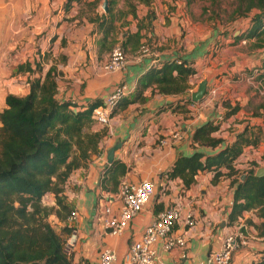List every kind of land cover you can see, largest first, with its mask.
<instances>
[{"label": "crops", "instance_id": "0c3cea01", "mask_svg": "<svg viewBox=\"0 0 264 264\" xmlns=\"http://www.w3.org/2000/svg\"><path fill=\"white\" fill-rule=\"evenodd\" d=\"M65 1L0 0V57L7 56L16 48L11 50L8 45L14 40L15 34L21 33L22 36L24 33L29 34V40H32L36 38L39 26H42L43 16L46 15L49 19V34H51L49 69L41 74L44 76L48 70L52 72L58 84V99H72L79 105H85L95 99L103 101L107 94L121 83L135 87V90L125 97L134 98L137 82L151 67L153 60L159 61L162 65L167 59L184 58L197 69V73L188 78L189 88L185 92L165 94L159 92L156 86L149 87L144 91L142 99L130 103L115 113L112 112L109 124L103 125L95 121L90 132L103 134L99 142L100 152L92 153L71 172L63 191L67 203L79 213V217L74 221L60 222L61 226L68 225L72 228V232L65 235L64 249L72 264H99L100 252L105 247L116 252L115 264H130L127 257L131 242L141 237L145 227L152 223L162 210L173 205H179L183 213L192 212L196 224L185 234L187 244L184 248L175 247L165 251L158 243L159 256L156 264H214L212 256L222 248L225 237L234 230L248 226L258 235L261 242H249L247 246L236 251L230 264H253L264 251V242H262L264 237L259 235L257 228L250 224V221L259 224L261 220L254 211H247L239 220L233 224L229 223L228 215L234 192L231 178L222 175L217 183H213L215 172H200L196 183L189 189L184 188L180 178H169V172L179 155H192L197 151L213 154L220 149L193 142L192 135L196 127L213 121L220 125L214 136L227 138L228 135H232L234 139L238 131L230 133L225 129L230 127L236 130L234 126L238 125L233 124L232 127V122L241 110L232 117L224 119L223 115L227 108L222 106V102L224 105L230 103L233 106L238 102L241 108L243 105L239 99L237 102L224 99L227 96L226 92L230 90L226 84L232 86L230 81L217 80L221 83L220 86L217 85L220 99L211 108L209 103L212 104L213 98L209 96L213 97L217 94L216 89H211L216 91L215 94L209 90L213 84L212 72L215 67L213 61L210 62L211 66L202 69L197 63L199 59L179 56L178 50L173 53L155 51L152 55L137 56L138 50H133L139 48L138 45L143 42L142 36L145 34L143 29L140 32L139 42L130 39L131 42L125 45L127 49L133 51L130 52L126 68L108 72L104 69V65L108 62L110 53H106L102 48L103 45L100 43L102 33L98 32L96 23L83 20L81 25H77L78 18L81 17L77 15L78 5L75 4L66 13L62 9ZM69 18L74 20L69 21ZM72 23H76L75 27L78 26L75 32H71ZM14 25H17L16 30ZM137 31L138 29L130 33L134 35ZM123 35L127 42L130 34ZM33 60L31 56L25 61ZM24 62L18 64L13 76L10 70L14 67L11 66L9 71L4 70L0 61V112L7 107L8 95L23 97L30 91L31 74L18 70L19 65ZM201 73L209 76H205L195 84ZM203 80L207 82L206 94L202 100L193 101L192 95ZM235 89L236 87L233 91ZM241 95L246 97L245 92ZM249 100L248 98L246 102ZM241 130L243 129H239ZM176 131H180L181 138L172 139V134ZM162 139H167V143L162 144ZM118 142H122L123 145L117 150L115 160L120 159L128 166V171L121 177V181L138 183L142 180H151L156 184L157 190L156 195L131 221L129 227L122 234L114 236L105 232L99 208L108 197L118 192L119 186L117 191H105L101 186L103 171L109 165L107 152ZM226 142L232 140L226 139ZM236 166L241 167L239 159ZM223 172L226 173L227 170L223 169ZM227 185L229 191L225 192ZM54 196L51 193L52 200L55 199ZM118 206L120 205L116 201L115 209ZM180 232L182 229L177 227V233Z\"/></svg>", "mask_w": 264, "mask_h": 264}, {"label": "trees", "instance_id": "16d2710c", "mask_svg": "<svg viewBox=\"0 0 264 264\" xmlns=\"http://www.w3.org/2000/svg\"><path fill=\"white\" fill-rule=\"evenodd\" d=\"M84 1L87 0H66L63 8L69 11L76 3ZM237 1L238 13L256 11L250 17V26L237 35L238 39L253 41L255 49H264V0ZM107 12L92 19L102 33L103 46L112 40L117 29L113 8L109 7ZM141 30L130 34L124 45L131 40L139 42ZM18 70L38 75L29 79L30 91L26 96L8 95L7 107L0 112V264H72L64 250L65 235L70 234L72 228L65 225L58 232L48 218L55 212L60 219L68 221L73 209L62 195L64 185L83 160L100 152L103 134L90 130L95 123L94 110L103 101L95 99L79 105L72 99H58L57 81L50 70L44 76L41 74L39 61L35 62V67L25 61ZM196 73V67L184 58L167 59L161 66H152L139 78L134 98L124 97L113 113L142 99L149 87L156 86L165 94L183 93L189 88L188 78ZM257 80L264 83V58ZM225 107V119L241 109L239 103L234 106L225 103ZM260 109L259 106L254 116L262 118L263 126L247 123L229 143L213 135L220 129L213 121L196 127L193 142L220 149L213 154L197 151L192 155H179L169 178H180L184 188L189 189L200 172H215L213 183L227 175L234 187L229 223L233 224L247 211H255L261 221L259 224L250 221V224L264 237V175L257 176V170L252 167L241 179L244 173L236 166L246 147H257L260 143L261 138L256 133V129L264 128V114ZM127 171V164L120 159L107 165L101 178L102 189L117 191ZM47 193L55 195V206L48 208L42 204ZM253 264H264V251Z\"/></svg>", "mask_w": 264, "mask_h": 264}, {"label": "rangeland", "instance_id": "374dc122", "mask_svg": "<svg viewBox=\"0 0 264 264\" xmlns=\"http://www.w3.org/2000/svg\"><path fill=\"white\" fill-rule=\"evenodd\" d=\"M105 1L108 2V9L113 8L114 22L117 27L112 40L102 47L106 53H110L109 58L116 44L122 43L125 47V35L123 34H131V31L143 29L145 34L142 36L143 42L138 45L139 48L143 45L150 50V53L155 51L173 53L178 50L179 56L199 59L197 63L202 69L211 66L210 62L213 61L215 66L212 72L213 84L209 90L216 89L217 94L213 97L209 96L213 98L212 104L209 103L211 108L220 99V90L217 85L220 86L221 83L217 80L230 81L232 86L226 84L230 90L226 92L227 96L224 99H231L233 102L239 99L243 108L232 122V127L233 124L238 125L234 126L236 130L227 127L225 131L231 133L244 129L247 122L254 126H263L262 118L255 117L254 112L260 106L261 113L264 114V83L257 80L258 69L262 66L264 58V49H255L253 41L238 39V36L250 26V17L256 11L247 12L245 15L238 13L236 11L239 6L237 0H87L80 4L76 3L78 5L77 15L81 16L78 18L77 25H81L83 20L91 22L98 16L106 15L108 10L106 11L104 7ZM62 9L66 13L71 10L67 11L63 6ZM68 20L74 19L69 18ZM75 24L72 23L71 32H75V28L78 27H75ZM41 25L36 38L32 40H29V34L26 35L24 32L23 36L21 33L15 34L14 40L8 45L11 50L16 48L7 56L0 57L4 70L9 71L14 67L10 72L15 76L18 64L28 60L31 56L34 59L31 62L34 67L35 62L39 61L42 72L49 69V36L51 34H49V19L46 15L43 16ZM14 26L16 30L17 25ZM23 47L25 49L22 50ZM125 50L129 62L130 52L133 51L126 47ZM34 75L36 74L31 76L34 77ZM205 76L209 75L201 73L195 84H198ZM244 92L246 97L241 95ZM248 98L250 100L246 102ZM222 106H225L223 102ZM256 133L261 138L260 143L257 147H246V151L239 158L240 172L244 173L252 167L258 171L264 169V128L256 129ZM225 139L233 141V136L228 135ZM243 175L246 173L242 174L241 179ZM228 191L227 185L225 192ZM62 195L65 197L64 194ZM54 203H56V198L52 200L51 193L45 195L42 200V204L48 208L55 206ZM57 207L56 205L55 209H58ZM48 220L58 232L62 231L63 226L60 222L63 220L55 212L51 213ZM240 231L248 237V242H261L249 226L241 227Z\"/></svg>", "mask_w": 264, "mask_h": 264}, {"label": "built area", "instance_id": "2783aa9c", "mask_svg": "<svg viewBox=\"0 0 264 264\" xmlns=\"http://www.w3.org/2000/svg\"><path fill=\"white\" fill-rule=\"evenodd\" d=\"M150 50L143 45L137 51V56L152 55ZM180 63L181 61L178 60ZM128 57L122 43L116 44L104 69L108 72H116L126 68ZM152 66H161L160 62L153 60ZM135 87H130L125 83L117 85L104 98L101 106L94 110V119L98 123L107 125L110 117L118 103L131 94ZM215 90L211 93L215 94ZM172 139L181 138L180 131L172 134ZM162 144L167 143V139L161 140ZM157 186L151 180H142L138 183L123 180L118 192L108 197L100 205L99 212L101 221L106 233L110 235L122 234L130 225L131 221L138 216L156 195ZM116 201L119 203L116 209ZM118 211V212H117ZM79 217L77 210L73 209L68 216V221H74ZM196 218L192 212L183 213L179 205H173L162 210L152 223L147 225L139 239H135L129 246L127 260L130 264H156L159 252L157 244L165 251H170L175 247L184 248L187 244L185 234L195 226ZM177 227L182 232L177 233ZM248 237L240 229L230 232L224 239L222 248L212 256L214 264H230L236 251L248 244ZM117 254L111 248L105 247L99 255V264H115Z\"/></svg>", "mask_w": 264, "mask_h": 264}, {"label": "water", "instance_id": "95a60500", "mask_svg": "<svg viewBox=\"0 0 264 264\" xmlns=\"http://www.w3.org/2000/svg\"><path fill=\"white\" fill-rule=\"evenodd\" d=\"M104 7L106 9V11L108 10V2L105 1L104 2ZM207 91V82L203 81L200 85L199 88L196 92L193 93L192 95V99L193 101H200L204 98L205 94ZM123 143L122 142H118L116 143L113 147H111L109 149V151L107 152V162L108 164H112L115 161V154L117 152L118 149H120L122 147ZM257 176H263L264 175V169H260L259 171L257 170ZM246 175H243V178H245Z\"/></svg>", "mask_w": 264, "mask_h": 264}]
</instances>
